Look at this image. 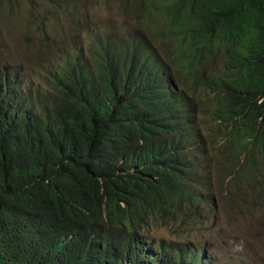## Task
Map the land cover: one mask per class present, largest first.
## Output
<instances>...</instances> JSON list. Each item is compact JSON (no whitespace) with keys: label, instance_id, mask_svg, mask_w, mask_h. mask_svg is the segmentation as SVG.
I'll list each match as a JSON object with an SVG mask.
<instances>
[{"label":"trees","instance_id":"obj_1","mask_svg":"<svg viewBox=\"0 0 264 264\" xmlns=\"http://www.w3.org/2000/svg\"><path fill=\"white\" fill-rule=\"evenodd\" d=\"M131 6L141 34L46 87L0 72V264H222L152 230L202 225L214 173L264 195V0Z\"/></svg>","mask_w":264,"mask_h":264},{"label":"rangeland","instance_id":"obj_2","mask_svg":"<svg viewBox=\"0 0 264 264\" xmlns=\"http://www.w3.org/2000/svg\"><path fill=\"white\" fill-rule=\"evenodd\" d=\"M133 20L121 0H0V71L11 69L35 89L46 87L44 80L55 63L67 51L80 49L89 27L125 31L132 29ZM228 203L231 214H236L237 208ZM218 216L217 223L194 226L184 237L165 226H155L152 237L158 241L192 237L196 245H211L208 256H217L221 263L264 264V209L247 210L231 222L218 207Z\"/></svg>","mask_w":264,"mask_h":264},{"label":"clouds","instance_id":"obj_3","mask_svg":"<svg viewBox=\"0 0 264 264\" xmlns=\"http://www.w3.org/2000/svg\"><path fill=\"white\" fill-rule=\"evenodd\" d=\"M108 2H111L112 0H107ZM132 0H121V6L124 7L125 12L131 13L132 16H134V20L132 23V29H128L125 31H119L116 28L107 26V27H101L99 29H92L89 27L87 30L89 31L88 39L87 41L84 40L81 43V47L78 51H67L65 54L61 55L59 60L55 63L50 73L53 75L56 73L59 62L62 58L66 57L67 55L79 54L80 51H83V53L86 55L85 57L87 59H90L91 61H94L97 58H100L106 49H111V51H115V49L120 46L123 42H129L131 38H134L137 34H141L142 29H140L139 23L136 21L134 10L131 6ZM79 31L83 32L82 27L83 23H79L77 25ZM81 40V38L79 37ZM99 44L98 48L96 45ZM91 53H96L95 57H91ZM13 72L11 69H7ZM3 71V70H2ZM1 72V71H0ZM13 73H19V72H13ZM24 79V77L22 76ZM223 144H220L219 151H223ZM212 193L215 195L214 197V206L209 211V216L202 225H199V228L203 227L207 222L213 221V223H217L219 221L218 216V207H220L221 211L227 214L230 218V221L236 217H239L247 210H253V209H264V195L260 198L253 199V196L250 194L244 195V192L240 190L234 182L224 183L221 184L219 181V178L216 173L213 174L212 177ZM228 184V185H227ZM219 199H220V206L219 205ZM230 202L234 208H237L235 211L236 214H231V205L228 203ZM198 228V229H199ZM190 241H193V244L201 250L204 251L208 259H211L208 256L207 251L211 250V245L208 248L207 246H199L196 245L195 241L192 239H188ZM254 257H258L259 255L257 253H252ZM214 260L218 259L217 256L212 258ZM216 263H221L220 261L216 260ZM224 264V263H222ZM244 264V263H239Z\"/></svg>","mask_w":264,"mask_h":264}]
</instances>
